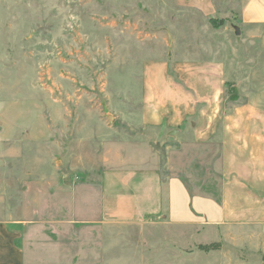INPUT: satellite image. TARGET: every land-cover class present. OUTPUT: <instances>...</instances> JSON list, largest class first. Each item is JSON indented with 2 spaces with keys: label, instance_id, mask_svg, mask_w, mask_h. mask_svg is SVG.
I'll use <instances>...</instances> for the list:
<instances>
[{
  "label": "rangeland",
  "instance_id": "rangeland-1",
  "mask_svg": "<svg viewBox=\"0 0 264 264\" xmlns=\"http://www.w3.org/2000/svg\"><path fill=\"white\" fill-rule=\"evenodd\" d=\"M247 1L212 0L209 14L177 0H0V220L30 264H264L261 226L76 223L104 171L155 169L219 199L221 145L203 136L192 83L221 65L214 109L264 106V26L242 23ZM162 65L196 111L174 134L148 120Z\"/></svg>",
  "mask_w": 264,
  "mask_h": 264
},
{
  "label": "crops",
  "instance_id": "crops-1",
  "mask_svg": "<svg viewBox=\"0 0 264 264\" xmlns=\"http://www.w3.org/2000/svg\"><path fill=\"white\" fill-rule=\"evenodd\" d=\"M177 2L201 12H214L212 0ZM240 19L245 25L264 26V0H248ZM223 70L221 65L210 64L203 81L194 79L197 83H192V86L197 85L193 90L200 98L195 100H203L206 105V109L200 111L201 118L207 121L203 136L221 145L219 199L192 196L181 178L164 179L155 169L104 171L95 194L96 207L92 209L82 204L91 211L86 213L89 217L76 219V223L114 225L160 220L178 226L264 227V106L245 103L230 115L214 109L220 95L215 92L224 84ZM160 73V109L148 120L166 126L172 134L196 111L188 110V102L192 101L190 95L174 88V83L164 76L163 65ZM21 238L8 222L0 220V264L32 262Z\"/></svg>",
  "mask_w": 264,
  "mask_h": 264
},
{
  "label": "water",
  "instance_id": "water-1",
  "mask_svg": "<svg viewBox=\"0 0 264 264\" xmlns=\"http://www.w3.org/2000/svg\"><path fill=\"white\" fill-rule=\"evenodd\" d=\"M240 34V31H237V35H239ZM172 134H174V133H172Z\"/></svg>",
  "mask_w": 264,
  "mask_h": 264
},
{
  "label": "trees",
  "instance_id": "trees-1",
  "mask_svg": "<svg viewBox=\"0 0 264 264\" xmlns=\"http://www.w3.org/2000/svg\"><path fill=\"white\" fill-rule=\"evenodd\" d=\"M203 249H205V247H202Z\"/></svg>",
  "mask_w": 264,
  "mask_h": 264
}]
</instances>
